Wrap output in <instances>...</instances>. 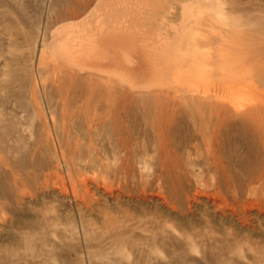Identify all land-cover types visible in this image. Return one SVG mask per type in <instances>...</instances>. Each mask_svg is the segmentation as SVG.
<instances>
[{"label":"rangeland","instance_id":"rangeland-1","mask_svg":"<svg viewBox=\"0 0 264 264\" xmlns=\"http://www.w3.org/2000/svg\"><path fill=\"white\" fill-rule=\"evenodd\" d=\"M263 55L264 0H0V264H264Z\"/></svg>","mask_w":264,"mask_h":264},{"label":"bare ground","instance_id":"bare-ground-1","mask_svg":"<svg viewBox=\"0 0 264 264\" xmlns=\"http://www.w3.org/2000/svg\"><path fill=\"white\" fill-rule=\"evenodd\" d=\"M253 47V46H252ZM238 49H240V48H238ZM249 49V48H248ZM248 49H246V50H248ZM229 56L230 55H226L225 57H226V63H223V70H225L227 73L229 72V70H227L226 68H228V65H227V63L229 62ZM264 56V55H263ZM210 59V58H209ZM241 64L239 65V66H237V67H235V66H232V65H230V69H233L235 72L234 73H232L233 75H238L237 77H234V78H237L236 80H229L230 82H231V84L230 85H227V86H225L224 87V89H226V90H229V92H230V90H232L233 88H234V86H235V84H237V83H239V82H237V81H244V80H246L247 79V76H245V68H244V66H245V64H244V62H243V58H242V61L240 62ZM209 66H210V69H206L205 68V66L203 65V66H201L200 67V69H201V72H198L197 71V73L200 75H202V77H205L204 76V74H203V72L202 71H205V70H207V73H208V71L209 70H212V71H214L215 70V66L213 65V64H209ZM226 67V68H225ZM205 73H206V71H205ZM209 74V73H208ZM211 74V75H210ZM209 75L210 76H213L214 74H213V72L212 73H210ZM199 75H197V76H199ZM201 75H200V77H201ZM209 75H206L208 78H209ZM202 77H201V79H202ZM231 77H232V75H231ZM235 82H237V83H235ZM250 83L252 84H254V82L253 81H250ZM227 108V107H226ZM216 112V111H215ZM213 115H215V113L213 114ZM216 115H218L219 116V114H217V112H216ZM216 118V117H215ZM217 119V118H216ZM215 121H217V120H215ZM218 122H219V120H218ZM216 123V122H215ZM221 124H224L223 122L221 123ZM201 128V127H200ZM213 132H214V136L216 137V134H217V136H220V134H221V130H222V126H220V124L219 123H217V124H214V126H213ZM92 159V158H91ZM90 163V162H89ZM100 164V163H99ZM43 180V179H42Z\"/></svg>","mask_w":264,"mask_h":264}]
</instances>
